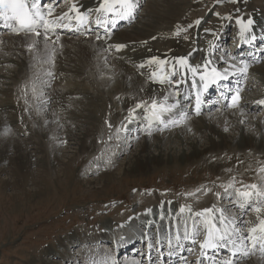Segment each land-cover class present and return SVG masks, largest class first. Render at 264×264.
<instances>
[{"label": "bare ground", "instance_id": "6f19581e", "mask_svg": "<svg viewBox=\"0 0 264 264\" xmlns=\"http://www.w3.org/2000/svg\"><path fill=\"white\" fill-rule=\"evenodd\" d=\"M165 1V7H168L164 13L155 12V15L149 14L147 10H145L147 12L146 17L139 21L137 25L114 35L109 44L115 45L122 43L127 45L125 49L119 52L113 49L109 53H105L104 49L109 44L100 45L94 40L82 41L80 38H64L61 41L60 44L63 45V48L58 49L53 69L56 73V79L51 82L50 88L44 90L46 96L51 97V102L46 106L41 116L35 115L34 119L30 122L31 127L39 128L41 133L45 136L44 142H46V144L44 146L38 143L34 146V144L25 143L19 138L7 134L10 128L15 125L17 126L15 123L19 119H17V117H19L17 110L21 108L20 102L17 104L19 101L18 98L21 97L19 86L21 88L24 87V83L31 75V71L28 68V64L30 63L29 55L26 50H22L20 47L23 41L16 37H10L6 40L7 46L3 47L2 51H0V67L5 68L7 73H2L0 75V83H2L3 80H8V82L11 80V83H8L9 86L13 84V86L16 85V87H5V89L0 87V170L5 171V168L1 166L7 164V162L13 163L14 173H12V175L17 174V176H13L12 181L19 185V188H22V183L26 181L25 177H27L26 179L32 177L33 185L35 186H39L42 180L47 183L48 174L50 172L49 167H51L50 170L54 171L52 174H55L57 170H59L57 168L58 165L60 164L62 166L65 164L63 158L72 161L74 156L79 157L81 154H87V149L91 151L92 148L86 145V141L89 140L91 142V138H93L95 141L94 144H96L97 136H99L101 132L106 133V138H104V140L105 143L108 142L110 131L105 126V119H110L112 122L114 127L111 130V134H114L115 126L120 124L124 116L127 115V110L134 107L137 102L145 101L150 104L152 99L162 101L157 82H152L150 76L153 72L156 73V77L158 74H166L167 72L163 69V65L165 64L148 63L152 57L166 61V64H169L170 59H173L172 73L174 64L176 65L175 73H177L179 67L180 69L184 68L177 63L178 57H187V59H189V65L195 62L199 63L204 60L203 54L208 51L207 47H209V42L211 41L216 45L214 54L211 55L215 62L217 58L215 57L216 51L220 48L217 42L220 39L216 32L214 33L208 29H200L205 32V35L203 33L200 34V43L195 49L192 48L193 50L191 53L183 51L184 53L181 54L182 51L181 53L166 51L170 49L165 48L162 45L165 43L156 38L163 33L158 30L162 25L169 26L171 20L177 23L179 15L176 11L178 9L182 10V4L184 2L183 0ZM251 1L254 3V8L252 10L255 11V14H242L241 12L242 15L238 18H251L255 22L260 18L259 25H261L264 21V0ZM259 1L261 3H259ZM99 2L100 0H80V3L83 4V9H95ZM153 10H160L159 4H156ZM139 15H141V11L138 12V16ZM143 16L144 15H142V17ZM227 20L228 17L222 21V26L216 30L219 34L221 33L222 37L223 35H226V37L228 36L226 30L228 26ZM211 33L214 35L212 39H210ZM4 53H7V55ZM105 56H107L106 60ZM141 64L145 66L141 68ZM4 65H8V67ZM185 70L187 74H192L191 71L188 73L187 68H185ZM253 70L264 80V65L255 66ZM141 89H143V91H141ZM117 96L120 97L119 100L116 99ZM258 98H264V94L258 96ZM69 104L72 105L70 109L68 108ZM25 107L26 105H24V109ZM74 110H79L84 113H82L81 116H73ZM250 112L251 113L248 112L247 108H244L243 117L236 109L229 112H210L200 116L198 119L190 121L189 126L192 127L193 132H188L185 128L181 127L179 130L166 131L161 132V134H155L154 136L148 135L144 138H139L140 141L139 139L135 140L129 137V143L123 147L122 153L130 149L132 153L131 157L126 160V166L122 172L132 175L135 173L149 172L150 170L154 171L157 168L162 169V167L178 168L189 164L207 163L211 162V155L224 151H232L241 154L254 152L255 154H259L257 157L261 158L264 162V125L260 123L261 120H264V117L256 114L255 108H252ZM53 113L56 115L54 116ZM56 116L61 117L60 123L63 124L62 128L65 129L59 136V139L57 138L54 140L52 135L55 130L60 128L54 122ZM242 118L245 119L244 125L239 123V120ZM44 119H47L49 124L45 125L43 123ZM68 120L70 121L67 122ZM139 122L141 121L138 120L136 123L130 125V128H134ZM252 125L255 126V130L253 132H248L247 128ZM225 126L229 128L228 132L223 131ZM74 127L75 129H73ZM19 129L22 128L20 127ZM18 131L19 133L21 132L20 130ZM49 136L51 138H49ZM68 139L72 142L71 144H73L71 147V149L73 148L74 150L72 155L70 153L72 150H69L70 152L63 151L67 148V143L60 144L57 142L58 140L67 141ZM112 141L113 143L110 144H112L113 149L119 154V149L115 146V139ZM105 146L106 145L103 147ZM62 147H64V149ZM103 147L102 149H104ZM97 151L98 149L93 151L95 152L94 154H96L93 155L94 158L99 155L96 153ZM98 157L101 158L100 155ZM211 164L212 170L216 171L217 174H222L223 170L227 168L226 165L221 163L220 165L217 163ZM35 168H38L37 171L39 172L45 170L46 173L37 176L33 173ZM37 177L39 178V182ZM228 177L223 181L234 185L236 182L233 181L229 183L230 178ZM262 177V175H259L257 180L261 181ZM110 179L111 177H109V179L107 178V181ZM43 191V189L38 188L34 193H43ZM24 192L26 193V191ZM18 196H20V194H16L15 199H17L16 197ZM209 201L211 200L209 199ZM209 206L207 205L205 207ZM255 215L256 214L250 215L248 220L253 219ZM129 224H132V222ZM109 228L113 229L110 225ZM151 233L154 234L155 232L152 230ZM79 235L80 233H74L73 236L62 241L60 238H56L59 239L57 243H52L54 246L51 248L49 247L45 253L52 259L58 258L59 262L53 263L52 259L50 261L46 259L48 262L47 264H63V261H72L76 264L79 258L83 261L81 255L84 256L83 258L88 257L85 255L87 252H93L96 254L97 258L100 252H98L96 248L93 249L94 245H96L100 239L106 238V240H108L110 238V240H112V231L109 229H105L102 233L95 235L93 237L94 240L89 241V245L87 246L84 245L83 242L77 243L74 240L73 237ZM155 237H157V235H155ZM74 247H76V249H72ZM97 248L99 247L97 246ZM89 259L92 261L93 257L90 256ZM97 260L99 261L100 258L98 257ZM246 264H261V260H252Z\"/></svg>", "mask_w": 264, "mask_h": 264}, {"label": "rangeland", "instance_id": "374dc122", "mask_svg": "<svg viewBox=\"0 0 264 264\" xmlns=\"http://www.w3.org/2000/svg\"><path fill=\"white\" fill-rule=\"evenodd\" d=\"M183 2L182 10L178 9L176 11L179 15L177 23H181L178 21H183V19L187 17V20L189 19L187 24L190 23L189 25H192V27L187 25L188 27L185 26V28L170 19L169 26L162 25L158 30L159 32L164 31V33L174 36L178 29H182L179 32V35H181L179 41H171L164 44L165 48L170 50L173 49L175 52L180 51V53L181 51H189V49L192 50V48H194V39L201 23L205 24L209 29H214V27L218 25L210 21L215 18L220 19L221 14H228V16H231L229 14L235 13L236 16H239L241 12H245V9L242 8L244 5L248 8H252L251 4H249V0H237V2L230 0H219V2L218 0H183ZM165 3V0H146L142 14L144 16L139 17L134 25L126 29H131L133 26L137 25L139 21L146 17L147 12L149 14H155V12L164 13L168 7H165ZM259 3L261 2L259 1ZM156 4H159L160 10H153ZM145 10H147V12ZM210 10L212 11V15L202 19V16L204 17L207 15ZM217 12L218 14H216ZM205 19H207V22L203 23ZM233 19L234 17L231 16L230 20L232 21ZM195 20H199L200 23L196 24ZM172 27L176 29L173 30V32ZM200 31L205 34L203 30ZM185 33H190L191 36L184 39L186 37ZM71 38L74 39L77 37ZM185 42L188 45L186 49H184V46H181V44ZM262 65H264V61L260 64V66ZM4 66L8 67V65ZM2 73H7V70L0 67V75ZM258 76L260 77L259 74ZM9 81L10 82H8V80H3L2 83H0V87L2 89H5V87L15 88V84V86H13V84L9 86L8 83H11V80ZM21 89L22 88L19 86V91H21ZM18 100L19 101L16 102L17 104L20 102L21 107L17 110L19 115L17 119L19 118V121L17 120V122H15L17 126L14 124L15 126L12 127L14 129L10 128L11 130L9 129L7 134L19 138L25 143L34 144V146L37 143L44 146L46 144V142H44L45 136L41 133L39 128L37 129L30 126V122L35 117L34 111L25 112L24 101L21 97H19ZM30 103H32V101H30ZM82 113L84 112L74 110L73 116H81ZM69 121L70 120L67 122ZM74 124L76 125L75 121ZM64 129L65 128L60 127L55 130L52 138L59 139ZM73 129H75V127ZM18 130L21 132L19 133ZM97 137H95L97 138L96 144H94L95 141L93 138H91V142L89 140L86 141V145L92 148L91 151L87 149V154H81L79 157L74 156L72 161L63 158L65 164L62 166L60 164L58 165L57 168L59 170H57V174H52L54 171L50 170L51 167H49L48 182L45 183V181L42 180L39 186L33 185L32 177H28V179L25 177L26 181L22 183V188H19V185L12 181V177L17 176V174L12 175V173H14V164L7 162V164L1 166L5 168V171L0 170V264H47L48 262L46 259L50 261L52 258L46 255L45 251L49 249V247L51 248L54 246L52 243H57L59 239L56 238H60L62 241L73 236L74 233H80L79 236L73 237L74 240L77 243L83 242L89 245L88 242L93 239L92 237L94 235L102 231L104 224H113L115 229H112V231L122 230L125 228V224L128 223L127 220L129 217L139 212L147 213V208L153 203L160 204L170 201L176 209L180 204H187L186 202L202 194L207 195L208 193L203 190L196 193V189L200 188L201 185L208 188L212 184L224 182L223 180L227 179L226 177L228 176L230 180L233 176L246 178L250 181L256 180L255 170L257 164H259L258 161H262L261 158L257 157L259 154H255L254 152L241 154L232 151H224L211 155V162L189 164L178 168L162 167V169L157 168L154 171L150 170L149 172L131 175L122 172L126 166V160L131 157V149L128 151L126 150L122 154L115 153L112 146L110 147V141L104 144L106 145L105 148L103 147L104 145H102L105 143L104 138H106V133L101 132ZM49 138L51 137L49 136ZM66 143L67 148L64 145L66 149L62 147L64 149L62 150L65 152H70L72 150L70 152L72 155L74 150L73 148L71 149V147L73 144H71L72 142L69 139ZM102 147L104 149H102ZM96 149H98L96 153L101 156L99 159L96 158L99 155L95 158L93 156L96 155L94 154L95 152H93ZM112 154L116 155L114 156ZM110 155L114 157L113 162L112 164H107V156ZM211 163H217L219 165L221 163L226 165L227 168L223 170L222 174H217L216 171L212 170ZM229 169L231 171H229ZM37 170L38 168H35L33 172L37 176L46 173L45 170L41 172ZM96 170L99 171L97 172ZM109 177H111V179L107 181ZM37 180L39 182L38 177ZM38 188L43 189V193L35 194L34 192L37 191ZM24 191H26V193ZM190 192L196 193V195H188ZM16 194H20V196L16 197L17 199H15ZM162 211L164 212L165 210L162 209ZM164 214H167V212H164ZM122 224L124 225L123 228L120 227ZM123 234L124 232L120 231L115 233L114 236ZM98 243L101 252L111 250L112 246L110 243L106 242V239H100ZM96 245H94L93 249H95ZM72 249H76V247ZM98 254L100 258L99 261H104L108 256L107 253ZM58 260V258H53L52 262H59ZM63 264L74 263L72 261H63ZM76 264L85 263L79 258Z\"/></svg>", "mask_w": 264, "mask_h": 264}, {"label": "snow or ice", "instance_id": "6c2138e0", "mask_svg": "<svg viewBox=\"0 0 264 264\" xmlns=\"http://www.w3.org/2000/svg\"><path fill=\"white\" fill-rule=\"evenodd\" d=\"M219 2V0H218ZM237 2V0H233ZM143 6L142 0H100L99 5L95 9H84L83 4L79 6L77 3H71L66 12H62L59 15H54L55 6H50L46 0H0V22L3 23L5 29L11 31V33L17 38L23 41L20 45L22 50H26L29 55L28 68L31 71V75L24 83V87L20 91V95L26 105L24 111H34L35 115L41 116L46 106L51 102V97L46 96L45 89L51 87V82L56 79V73L54 72V66L56 62V56L58 49H62L63 45L60 44V36L52 34L56 33L58 29L63 28L75 33H84L87 35L91 30L93 23L103 28V37L96 33L95 39L101 41L102 39H111L112 29L116 28L118 23L126 21L128 23L134 22L138 18L139 9ZM98 13L104 16L98 15L94 21L92 13ZM241 25V35L250 33L255 21L251 18H238ZM68 21V23H64ZM199 24L200 21L195 22ZM74 25V26H73ZM192 27V25H189ZM182 29H178L176 35ZM155 39V37H154ZM187 39V37H185ZM257 39L255 34L251 35L250 40L247 43H251ZM5 40L0 39V51L3 47H6ZM127 47L126 44H109L105 49V53H109L111 50L116 52L121 51ZM216 45L211 41L209 42L208 55H212ZM7 55V53H4ZM264 58V57H262ZM107 56H105V60ZM221 59H223L221 57ZM210 58H205L202 65L189 66L187 57H178L177 63L188 70H190L195 76L199 73L200 81H205L209 76L212 77L213 83L219 84L223 81L229 80L233 76H239L242 79L247 78L250 65L248 62L241 60L240 67H236L235 64H231L224 68L223 71H218L215 67H210L212 64ZM253 62H259L255 59ZM148 63L165 64L166 61L158 60L156 57H152ZM145 65L141 64L143 68ZM231 68H235V71H230ZM176 65H173V74H175ZM164 77H161L159 82H164ZM152 82H156V73L153 72L150 76ZM196 81H193V87L196 86ZM179 84V82H177ZM237 88L233 90L230 86L224 85L227 91L231 94V100L228 107L236 109L240 112L241 116H244V107L241 105V87L240 82H237ZM208 85L205 84V88ZM143 91V89H141ZM120 99L119 96L116 97ZM169 96H164L163 100L152 99L150 104L145 101L137 102L134 107L127 110V115L124 116L120 124L115 126V133L111 134L113 124L110 119H105V126L109 129L108 141L115 139V146L119 149V153L122 154L123 147L129 143V137L131 136L130 125L141 121L148 129V135H151V129L153 125H156L158 130L169 127L182 126L188 132H193L190 127V118L186 111L181 110L179 99L175 102L169 103ZM32 101V103H30ZM257 108L264 109V98L257 99L251 102ZM71 104L68 105L70 109ZM194 112L196 116L202 114L201 100L199 96L196 97V104L194 106ZM175 114L178 118H169ZM55 116L56 114L53 113ZM61 117L56 116L55 123L58 127H63L60 123ZM45 125L49 124L47 119L43 120ZM241 125L245 124V119H240ZM260 123L264 125V120ZM255 126H249L248 132H253ZM224 132H228L227 126L223 129ZM194 134V133H193ZM54 140L56 138H53ZM60 144H64L67 141L58 140ZM116 155V154H113ZM100 157H97L99 159ZM113 157L110 155L106 161L107 164H112ZM261 164L259 172L264 173V163L258 161ZM229 171H231L229 169ZM261 183L264 184V177L261 178ZM233 185L229 184L224 189L223 195L219 192L216 196L223 199L224 196H234V199H230L229 203L236 207L238 210H251L256 214L251 220H240L237 214H234L232 210L224 205L217 206L213 204L209 207H205L200 211H193L191 206H181L179 211L184 213L186 210L189 213V219L191 225L189 226L188 220L184 221L183 232H177L175 235L176 247H181V239L190 241L194 246H197L199 251L195 257L193 264H240V261L244 258L255 256L257 252L260 254L261 264H264V187L252 183L249 185H242L241 188H235L233 191ZM201 190L210 192V188H205L201 185L196 189V193ZM135 191V189H134ZM196 193H188L193 196ZM151 212L152 209L146 210ZM132 217H129L131 220ZM121 228L124 225H120ZM168 245L170 251L169 256L174 255L175 252L172 249V240L168 239ZM153 245H149L152 248ZM229 249V256L224 260H218L215 255L209 254V250L213 253L219 249ZM188 251H195V248L188 249ZM183 264H189L186 257H180ZM93 264H96L94 261ZM101 264H115V261L111 256H108Z\"/></svg>", "mask_w": 264, "mask_h": 264}]
</instances>
